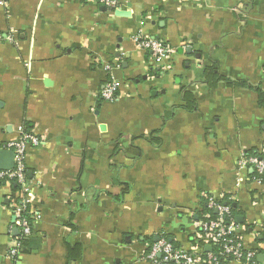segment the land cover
Masks as SVG:
<instances>
[{"label": "crops", "instance_id": "1", "mask_svg": "<svg viewBox=\"0 0 264 264\" xmlns=\"http://www.w3.org/2000/svg\"><path fill=\"white\" fill-rule=\"evenodd\" d=\"M140 33L171 49L165 67ZM107 79L122 86L114 102ZM259 90L264 0H0V150L23 129L41 140L26 157L33 235L15 260L21 193L0 183V264H151L162 238L198 252L208 197L239 210L264 264V183L238 166L264 159Z\"/></svg>", "mask_w": 264, "mask_h": 264}, {"label": "built area", "instance_id": "2", "mask_svg": "<svg viewBox=\"0 0 264 264\" xmlns=\"http://www.w3.org/2000/svg\"><path fill=\"white\" fill-rule=\"evenodd\" d=\"M101 4L109 9H115L118 0H100ZM136 41L142 51L151 55L155 66L165 67L171 56L169 49L163 41L152 39L140 33ZM106 70H110L109 67ZM121 85L115 80L107 79L101 93V97L106 102H114L119 98ZM41 145V140L26 129L22 131L21 137L16 141H11L3 146V150L12 151L15 156V166L12 170H0V183L7 185L16 184L20 188L21 204L15 206L16 226L19 236L14 247L10 250L9 256L15 260L22 249V241L33 235L31 212L29 211L31 187L27 180L26 157L27 151L31 147ZM240 170L246 167H254L261 178H264V159L257 156L243 158L239 162ZM208 210L215 211L217 217L211 218L206 213L197 226V237L200 245L198 252H188L173 246L167 239H160L152 248L146 260L151 264H254L256 253L248 249L239 233V226L234 218L231 206L225 205L221 201H216L213 197H208ZM26 216H25V215ZM28 215V216H27ZM211 247V252L204 249ZM203 258H205L203 260Z\"/></svg>", "mask_w": 264, "mask_h": 264}, {"label": "trees", "instance_id": "3", "mask_svg": "<svg viewBox=\"0 0 264 264\" xmlns=\"http://www.w3.org/2000/svg\"><path fill=\"white\" fill-rule=\"evenodd\" d=\"M205 78H206V82L208 84H210L211 86H213V87L214 86H217V84L219 82H221L222 80H224V78H222L219 75H217V73H216V71L214 69L207 70L206 71V74H205ZM230 85L231 86H236L235 84H232V83ZM240 86H244V85L241 84ZM259 99H260L259 100V103H260L261 107L264 108V93H262L260 90H259ZM183 100L186 103V109L188 111L194 112V111L197 110V103H196V101H195V99L193 97V94L190 91H188V90L183 91ZM250 156H257V157L263 159L262 155H260L257 151H253V154H250ZM261 182L264 183V178L261 179ZM222 203L225 204V205L228 204V205L231 206L232 214H233L234 218L236 219L237 215L239 214V210L236 207H234L233 204L230 201H228L227 199H224L222 201ZM204 206H206V209L210 213L211 218L212 219L213 218L215 219L217 217V213L215 211L208 210L207 204L204 205ZM29 217H30V215H29ZM29 239L30 238L22 241V249H23V252H28L29 251V249L26 248L27 245H28V243H29ZM165 239H167L169 241V238H165Z\"/></svg>", "mask_w": 264, "mask_h": 264}, {"label": "water", "instance_id": "4", "mask_svg": "<svg viewBox=\"0 0 264 264\" xmlns=\"http://www.w3.org/2000/svg\"><path fill=\"white\" fill-rule=\"evenodd\" d=\"M15 166V156L12 151H3L0 150V170H12ZM242 221L241 217H237L236 223H240ZM17 232V231H16ZM206 252H211V247L205 248Z\"/></svg>", "mask_w": 264, "mask_h": 264}]
</instances>
